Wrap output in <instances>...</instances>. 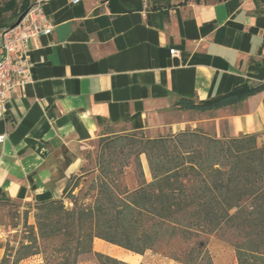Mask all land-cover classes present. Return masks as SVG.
Segmentation results:
<instances>
[{
  "label": "crops",
  "instance_id": "1",
  "mask_svg": "<svg viewBox=\"0 0 264 264\" xmlns=\"http://www.w3.org/2000/svg\"><path fill=\"white\" fill-rule=\"evenodd\" d=\"M43 9L54 29L28 45L32 82L0 112V200L61 198L83 166L69 152L103 136L264 131V0H45ZM244 84L261 88L216 110L189 108ZM188 113L198 116L178 118Z\"/></svg>",
  "mask_w": 264,
  "mask_h": 264
},
{
  "label": "trees",
  "instance_id": "2",
  "mask_svg": "<svg viewBox=\"0 0 264 264\" xmlns=\"http://www.w3.org/2000/svg\"><path fill=\"white\" fill-rule=\"evenodd\" d=\"M30 2L0 5V16H14L11 22L0 19V30L12 25ZM260 88L239 85L189 108L224 107ZM100 139L103 151L86 189L72 193L79 183L69 189L70 180L64 197L35 203L34 226L24 223L21 241L7 246L1 264H22L36 255L42 261L33 264H78L83 255L94 256V264H132L94 250V238L143 255L165 239H192L221 229L235 238L237 264H264V131L215 138L195 128L158 138L117 133ZM142 154L150 180L143 174ZM130 160L139 179L133 189L120 180ZM174 259L214 264L201 242Z\"/></svg>",
  "mask_w": 264,
  "mask_h": 264
},
{
  "label": "rangeland",
  "instance_id": "3",
  "mask_svg": "<svg viewBox=\"0 0 264 264\" xmlns=\"http://www.w3.org/2000/svg\"><path fill=\"white\" fill-rule=\"evenodd\" d=\"M5 1L8 0H0V5H2ZM21 0H19L20 2ZM32 1V0H29ZM14 16H11V13H5L0 16V19L11 22ZM200 104L196 103L195 105ZM220 107L203 109L202 111L207 110H216ZM194 110V109H193ZM196 110V109H195ZM199 111V110H197ZM200 111V112H202ZM194 113L183 114L178 118L188 119L195 118ZM191 129L189 126L184 130ZM120 135H131L140 137H146L143 132H122ZM169 134V133H166ZM116 137V136H115ZM104 139H93L88 143L82 144L80 147L75 149L76 153L69 152V156L73 158L75 155L80 156L83 161L82 172L75 173V175H71L65 187L71 180V185L69 189L78 182V186L73 190L72 193L76 194L79 189H86L87 185L90 183V180L97 172V164L96 160L100 153L103 151L104 147ZM135 148V147H133ZM127 149V148H126ZM144 155H140V159H144ZM67 159H71L66 157ZM130 164L123 169V174L120 176L121 184L128 189H133L139 184V179L135 172V163L130 160ZM144 174V173H143ZM147 180V178L145 177ZM62 191V197H64ZM68 204L67 200L65 199ZM36 212L35 204L32 202H24L21 200L15 199H1L0 200V264L1 259L4 256V251L7 246H17L21 241V237L24 234V223L28 225L34 226V214ZM235 241L234 236L231 232L227 230L221 229L219 232L199 235L197 237H192V239H182L180 237L173 239H165L164 241L159 242L154 249L147 251L143 255L129 253L128 250L121 255L118 254L119 250L116 249L117 246L111 245L106 242L105 250L103 253L109 254L119 260H124L128 263L132 264H182L181 261H177L174 259L175 256L182 255L186 250H188L192 245L197 242H201L205 249L208 250L211 259L214 264H237L234 253V246L232 245ZM119 248V247H118ZM115 249V250H114ZM120 249V248H119ZM120 250V251H121ZM116 251V252H115ZM131 254L133 259H129L128 255ZM137 255V256H136ZM121 257V258H120ZM136 257V258H135ZM41 255L33 256L27 260L22 261V264H33L36 262H41ZM95 258L91 255H83L79 258L78 264H94Z\"/></svg>",
  "mask_w": 264,
  "mask_h": 264
},
{
  "label": "built area",
  "instance_id": "4",
  "mask_svg": "<svg viewBox=\"0 0 264 264\" xmlns=\"http://www.w3.org/2000/svg\"><path fill=\"white\" fill-rule=\"evenodd\" d=\"M78 0H72L77 2ZM45 0H32L25 15L14 25L0 30V112L6 111L9 94L32 82L28 45L42 35L52 33L54 24L44 12ZM14 23V22H13ZM170 54L176 55L175 49ZM4 135H0V142Z\"/></svg>",
  "mask_w": 264,
  "mask_h": 264
},
{
  "label": "bare ground",
  "instance_id": "5",
  "mask_svg": "<svg viewBox=\"0 0 264 264\" xmlns=\"http://www.w3.org/2000/svg\"><path fill=\"white\" fill-rule=\"evenodd\" d=\"M103 243H105V245H107L106 242L103 241ZM94 245H95V244H94ZM109 246H110V244H109ZM96 248L98 249L97 246H96ZM106 248H107V247H106ZM104 249H105V248H104ZM116 249L119 250L118 254H121V255H122V254L125 252V250L122 251V250L119 249L118 247H116ZM114 250H115V249H114ZM120 250H121V251H120ZM115 252H116V251H115ZM129 253H130V252H129ZM125 255H126V252H125ZM133 255H134V254H133ZM136 256H137V255H136ZM120 258H121V257H120ZM128 258H129V259H130V258L133 259V256H132L131 254H129V255H128ZM135 258H136V257H135Z\"/></svg>",
  "mask_w": 264,
  "mask_h": 264
},
{
  "label": "water",
  "instance_id": "6",
  "mask_svg": "<svg viewBox=\"0 0 264 264\" xmlns=\"http://www.w3.org/2000/svg\"><path fill=\"white\" fill-rule=\"evenodd\" d=\"M25 13L26 12H23L22 14H20L18 17H17V19L14 21V25H16L19 21H20V19L25 15Z\"/></svg>",
  "mask_w": 264,
  "mask_h": 264
}]
</instances>
